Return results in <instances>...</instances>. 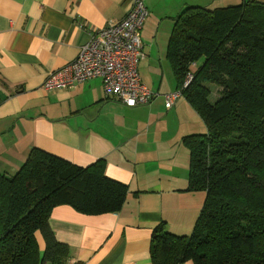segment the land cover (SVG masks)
I'll list each match as a JSON object with an SVG mask.
<instances>
[{"label":"crops","instance_id":"1","mask_svg":"<svg viewBox=\"0 0 264 264\" xmlns=\"http://www.w3.org/2000/svg\"><path fill=\"white\" fill-rule=\"evenodd\" d=\"M244 1L145 0L139 74L157 96L130 107L108 96L100 78L53 90L44 82L76 59L94 33L124 18L132 0H0V174L13 176L39 148L80 166L104 159L107 176L129 188L116 213L87 215L67 204L53 209L49 224L69 247L67 264H154L156 226L192 233L207 194L188 190L183 138L207 126L183 95L173 106L166 102L164 94L177 90L169 40L186 6ZM37 241L43 254L41 232Z\"/></svg>","mask_w":264,"mask_h":264},{"label":"trees","instance_id":"2","mask_svg":"<svg viewBox=\"0 0 264 264\" xmlns=\"http://www.w3.org/2000/svg\"><path fill=\"white\" fill-rule=\"evenodd\" d=\"M167 56L177 89L207 126L183 138L188 190L207 196L190 235L155 227L153 263L264 264V2L186 6ZM207 82L220 87L214 101ZM128 194L107 176L104 159L80 166L33 148L13 176L0 174V264H67L69 247L49 224L53 209L116 213Z\"/></svg>","mask_w":264,"mask_h":264},{"label":"built area","instance_id":"3","mask_svg":"<svg viewBox=\"0 0 264 264\" xmlns=\"http://www.w3.org/2000/svg\"><path fill=\"white\" fill-rule=\"evenodd\" d=\"M148 15L145 0H132L125 17L94 33L80 47L76 59L48 74L44 88H71L100 78L105 93L127 106L151 103L157 93L142 82L139 74V63L146 57L141 32ZM181 96L180 89L164 94L170 106Z\"/></svg>","mask_w":264,"mask_h":264},{"label":"rangeland","instance_id":"4","mask_svg":"<svg viewBox=\"0 0 264 264\" xmlns=\"http://www.w3.org/2000/svg\"><path fill=\"white\" fill-rule=\"evenodd\" d=\"M207 85L211 88V95H210V100L214 101L216 100V96L218 95V89L220 88L218 85L212 83V82H207ZM215 93V94H214ZM215 96V97H214ZM38 233V232H37ZM37 233H36V236H37Z\"/></svg>","mask_w":264,"mask_h":264}]
</instances>
